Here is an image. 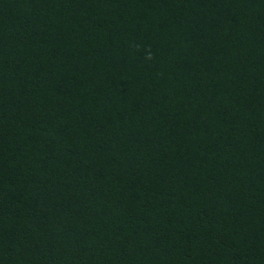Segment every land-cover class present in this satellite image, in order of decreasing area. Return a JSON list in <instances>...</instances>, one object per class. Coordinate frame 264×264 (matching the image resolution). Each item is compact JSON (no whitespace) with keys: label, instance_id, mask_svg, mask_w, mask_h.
Listing matches in <instances>:
<instances>
[{"label":"trees","instance_id":"trees-1","mask_svg":"<svg viewBox=\"0 0 264 264\" xmlns=\"http://www.w3.org/2000/svg\"><path fill=\"white\" fill-rule=\"evenodd\" d=\"M0 264H264V0H0Z\"/></svg>","mask_w":264,"mask_h":264}]
</instances>
